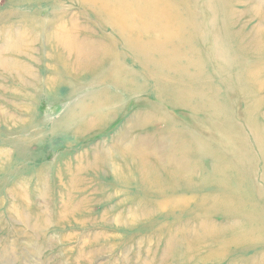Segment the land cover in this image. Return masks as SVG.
Returning <instances> with one entry per match:
<instances>
[{
  "label": "rangeland",
  "instance_id": "obj_1",
  "mask_svg": "<svg viewBox=\"0 0 264 264\" xmlns=\"http://www.w3.org/2000/svg\"><path fill=\"white\" fill-rule=\"evenodd\" d=\"M88 1L0 0V264H264V0H126L144 6L142 45ZM58 27L115 38L107 88L100 69L54 82ZM209 175L257 191L255 219L206 208Z\"/></svg>",
  "mask_w": 264,
  "mask_h": 264
},
{
  "label": "bare ground",
  "instance_id": "obj_2",
  "mask_svg": "<svg viewBox=\"0 0 264 264\" xmlns=\"http://www.w3.org/2000/svg\"><path fill=\"white\" fill-rule=\"evenodd\" d=\"M90 2H91V0L88 1V4H90ZM135 3L143 4V0H135ZM94 5L96 8H98V9H94V10L96 12H98L100 15H102V13L100 11V10H102L106 14H108L109 16L112 17V19L108 21L109 25L110 26L114 25L115 29H118V31L120 33V37H123V38L125 37L127 42L130 41L129 37L126 34V32L123 33L124 30L122 31L123 28L121 27L120 24L123 22L128 24L127 19L130 18L131 19L130 28H133L134 31L136 32V33H134V36H131V38L132 39L135 38L141 45L146 44L144 6L138 5L139 8H131V4H128L126 2V0H97V2L94 3ZM118 5H122L123 6L122 9L121 8L118 9L116 7ZM110 22H112L113 25ZM136 27L140 28V30L139 29L136 30L135 29ZM62 28L63 27H58L56 29V32L51 30V33H50L52 35H54L55 33L59 34V35H57L58 38H57V40H55V46H54V48L57 51V52L56 51L55 52L58 53V55H55V54L51 55L50 53L49 54L53 58L58 59V65H59L61 71L63 72V73L59 74L60 72L57 70V68L55 66H50L53 73H57V75L59 74L58 80L54 81V82L55 83L60 82L63 75L65 78L66 77L65 73L72 74L74 72L72 77L75 78V76L79 77V75L80 76L92 75V73L94 71L98 70V72H99V69H100L102 71L101 73H99L100 76H98L97 78L91 77L90 81L96 82V83L92 84L93 86H102L101 88H107L106 86H103V85L106 84L107 82L112 81V80L107 81V79L112 76L110 73V69L111 70L117 69L116 62L114 63V60L112 61V59L115 58L113 56L114 51H113L112 46L114 44V47H115L116 43H117L115 38H113V36H111V34L110 35H108V34L102 35V38L106 36V39L108 38V41L113 42L112 45L109 43L105 44L101 40L91 41V39H90L87 41V40L79 39L77 36H75V34H71V29H69L68 27H65L66 28L65 31H62ZM67 29H68V31H67ZM74 31L75 32L78 31V26H75ZM67 32H69V33H67ZM143 40H145V42H143ZM22 46H23V44H22ZM5 48H7V47H4V49ZM115 49L117 50V47H115ZM65 55L68 56L66 59H65ZM69 59H70V62L73 64H69V62H68ZM106 61L111 62V63H107ZM8 63L11 66L13 64H17L18 61L14 60V61H9ZM23 67H24L23 68L24 70L27 69L25 66H23ZM120 67H125V65L121 64L119 66V68ZM83 72H85V73H83ZM78 77H76V79ZM69 81H72V80H69ZM128 83H130V82H128ZM73 84H75V83H73ZM103 92H105V91L102 90L101 93H103ZM93 112H95V111H93ZM98 116H100V115H98ZM145 117H147V116H145ZM131 119H132V117H131ZM145 126H148V125L143 124V126H137L134 129H139V128L143 129V128H145ZM128 130H130V128ZM136 139H138L137 143H136L138 148L134 147V149L136 151L131 152L129 154V156H130V158H132L134 160L133 161L134 164H135V162H137L135 164V166H137L138 170H140V174H141L142 179H143V177L145 178V181H143V182L146 185H149V178L152 181V183H154L153 179L156 178V176H151V173H155V172L157 173L155 166L153 167L152 164H150L149 160L147 159V156L149 154H152V153L148 152V150L151 149V147L153 148V146H150V144H148L149 140L147 138H145V136L144 137L140 136V137H137ZM192 151L194 152L195 149L193 150V149L189 148L188 151L179 150V151L175 152V154H178L180 152L178 155H182L184 153L185 155L188 156ZM138 153L140 155L143 154L146 156V157L142 158L139 162H138V160L140 159V157H139L140 155ZM162 154H164V155H161V153H160V155L158 154L159 161L162 164L166 165L168 167V169L170 168L169 170H167L166 175H168L169 177L172 178V180L177 182L179 180V178L172 177L171 173L182 175V172L184 169L182 170V169H180V167H178V169H177L176 165L173 164V162L171 161V156L173 155V153H172V155L170 154V152L169 153L165 152ZM101 156H102V154L100 153V156H98V157H101ZM219 172L220 171H216L215 174L220 176ZM156 175H158V174H156ZM118 176H120L119 173H118ZM210 178H211V175H209L208 177L204 176V177L199 178V181H198V183H199L198 185L202 186L204 189V191L201 192V194L206 195L204 197H209L210 198L209 201L212 202L211 203L212 205H210V203L206 204V206H205L206 208L209 209V208H211L210 206L216 207L219 204L224 205V203L231 202L234 204V207L225 208L224 211H221V213L225 212V216H228V215H226V213L230 214V215L235 214L237 212V210L240 208L244 212H246L250 215L249 218L252 217L253 219H255L257 211H255V205L254 204H255L256 200L254 199V197H255V193H257V191L254 190L253 195L251 193H249L250 196H248L247 195L248 190H246L243 187H241L240 185H238V182L240 181L239 180L240 177H238V180H239L238 182L234 181V180H232V181L226 180L225 181L223 179V180L217 181V183H214L212 181L210 182L209 181ZM157 183H158V185H161L160 178L157 179ZM190 186H191V183L185 187L188 188ZM238 187H239V189H238ZM170 189H176V188L170 187L167 190L170 191ZM248 189L251 190L250 187ZM257 190H258V193H257L258 195H261L264 192L263 190H260V188H258ZM206 193H209V195H207ZM240 197H243L246 200H248L250 205L247 204L246 202H245V204L244 203L238 204L237 201L240 200ZM252 202H254V204H252ZM258 214H260V216H263L262 212H260V213L258 212ZM235 216L236 215H234L233 217H235Z\"/></svg>",
  "mask_w": 264,
  "mask_h": 264
}]
</instances>
